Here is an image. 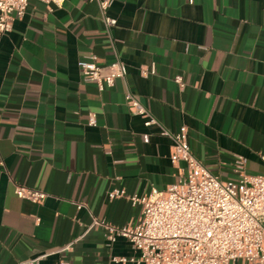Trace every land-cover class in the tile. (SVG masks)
Here are the masks:
<instances>
[{
  "label": "crops",
  "instance_id": "crops-1",
  "mask_svg": "<svg viewBox=\"0 0 264 264\" xmlns=\"http://www.w3.org/2000/svg\"><path fill=\"white\" fill-rule=\"evenodd\" d=\"M113 1L114 27L89 0L31 1L0 41V264L139 255L99 223L137 225L142 208L109 194L162 192L180 171L171 140L129 109L128 91L165 129L185 127L215 177L238 180L239 157L247 175H264V0ZM92 55L101 65L118 56L126 80L105 91L86 82L78 62ZM20 186L48 197L20 199Z\"/></svg>",
  "mask_w": 264,
  "mask_h": 264
},
{
  "label": "built area",
  "instance_id": "built-area-1",
  "mask_svg": "<svg viewBox=\"0 0 264 264\" xmlns=\"http://www.w3.org/2000/svg\"><path fill=\"white\" fill-rule=\"evenodd\" d=\"M31 1L60 6L63 0H0V41L13 31L14 22L22 19ZM95 3L107 27L117 25L110 17L113 0H89ZM86 82L95 83L100 91L125 81L128 67L117 56L108 65H101L95 55L78 62ZM183 86V79L176 78ZM126 104L138 116L145 118L146 127H157L160 135L172 142V162L180 171L177 181L165 191H153L149 196L127 195L123 189L109 194L111 200L128 199L142 208L137 225L105 227L113 244L117 238L127 239L138 251L133 258L113 257L112 264H264V175H247L246 159L235 163L238 180L223 181L215 177L192 153L185 127L170 132L142 105L130 91ZM89 125L97 127L96 115H90ZM144 142L149 136L144 135ZM18 198L35 204L48 195L33 188L17 187Z\"/></svg>",
  "mask_w": 264,
  "mask_h": 264
}]
</instances>
